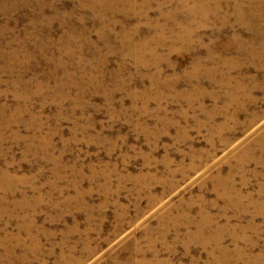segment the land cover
Segmentation results:
<instances>
[{"label": "rangeland", "instance_id": "1", "mask_svg": "<svg viewBox=\"0 0 264 264\" xmlns=\"http://www.w3.org/2000/svg\"><path fill=\"white\" fill-rule=\"evenodd\" d=\"M96 1L0 0V264H264V0Z\"/></svg>", "mask_w": 264, "mask_h": 264}, {"label": "bare ground", "instance_id": "2", "mask_svg": "<svg viewBox=\"0 0 264 264\" xmlns=\"http://www.w3.org/2000/svg\"><path fill=\"white\" fill-rule=\"evenodd\" d=\"M95 1H96V0H95ZM115 1H116V0H115ZM119 1H120V0H119ZM123 1H129V0H123ZM131 1H132V0H130V2H131ZM96 2H97V1H96ZM100 2H101V1H100ZM95 4H96V3H95ZM98 4H99V2H98ZM128 4H129V3H128ZM99 5H100V4H99ZM108 5H109V2H107V1L104 2L103 5H102V2H101V6H102V7H107ZM198 6H199V5H198ZM203 6H204V5H203ZM111 7H112V6H111ZM196 7H197V6H196ZM196 7L194 8V6H193L194 9H193V11H191L192 14H195V11L197 10V8H199V7H197V8H196ZM93 8H94V7H93ZM99 8H100V7H99ZM96 9H97V8H96ZM114 9H115V8H114ZM114 12H115V11H114ZM114 12H113V13H114ZM108 13H109V12H108ZM189 13H190V12H189ZM201 14L206 15V14H207V10H206V11L203 10V11L201 12Z\"/></svg>", "mask_w": 264, "mask_h": 264}]
</instances>
